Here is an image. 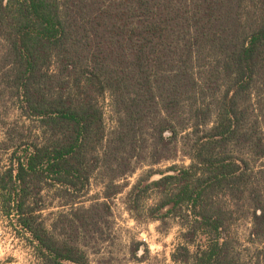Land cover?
Listing matches in <instances>:
<instances>
[{"label": "trees", "instance_id": "1", "mask_svg": "<svg viewBox=\"0 0 264 264\" xmlns=\"http://www.w3.org/2000/svg\"><path fill=\"white\" fill-rule=\"evenodd\" d=\"M0 49L40 131L12 152L0 200L43 264H95L108 200L145 168L127 211L178 221L174 263L264 264V0H0ZM98 174L102 199L83 203ZM51 193L71 209L48 224ZM237 219L251 221L249 260L230 237Z\"/></svg>", "mask_w": 264, "mask_h": 264}, {"label": "rangeland", "instance_id": "2", "mask_svg": "<svg viewBox=\"0 0 264 264\" xmlns=\"http://www.w3.org/2000/svg\"><path fill=\"white\" fill-rule=\"evenodd\" d=\"M1 66L3 64H0V173L9 165L11 154L15 149L23 153L29 145L37 143L40 137L38 123L21 115L18 100L9 88V84L7 85ZM103 105L105 124L110 133L116 125L109 96L103 100ZM186 162L188 165L189 161ZM167 166L169 164L157 166L156 169H165ZM147 169L138 171L133 177L120 180L118 184L130 186L123 194L108 200L112 207V216L108 218L106 216V219L111 221L108 228L110 237L107 242L98 246L99 254L92 257L95 264H177L173 262L172 255L180 246L186 245L182 237L184 229L178 221L169 220L167 226L160 222L142 223L135 221L127 211L126 193ZM103 182L104 177L101 174L93 178L90 193L82 198L83 203L97 198L102 199ZM46 197L48 209L44 212L43 218L48 224L61 212L70 211V207L64 206L66 202L56 199L53 193ZM154 203V200L149 202V204ZM15 222L14 219L13 223ZM251 228L250 220L237 219L230 234L241 257L248 260L253 256V252L248 251V248H252L248 242ZM104 231L106 232L107 229L104 228ZM17 232L18 230L12 228L10 220L4 215L0 200V264H43L34 246ZM135 250L137 258L133 254Z\"/></svg>", "mask_w": 264, "mask_h": 264}]
</instances>
